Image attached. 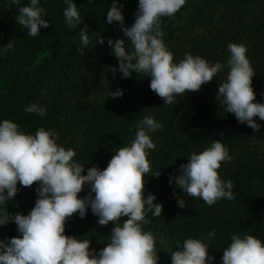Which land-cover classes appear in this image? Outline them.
I'll return each mask as SVG.
<instances>
[{
  "label": "trees",
  "instance_id": "1",
  "mask_svg": "<svg viewBox=\"0 0 264 264\" xmlns=\"http://www.w3.org/2000/svg\"><path fill=\"white\" fill-rule=\"evenodd\" d=\"M72 2L84 20L80 26L68 28L63 15L66 0H39V6L47 12L44 19L50 23L31 37L16 22L19 6L8 7V0H0V121L15 122L20 131L31 135L40 128L53 130L57 143L76 152L73 159L85 165L83 174H87L90 167H107L118 148L135 139L139 122L152 117L163 128L149 133L156 147L149 150L151 172L144 177V196L154 194V203L162 204L163 211L161 217L155 218L149 213L151 223L142 227L156 237L157 249L163 243L168 245L163 264H171L169 251L177 250V241L182 247L188 238L211 244L208 253L215 259L209 264H223V250L233 235H253L264 242V120L254 118L260 125L254 132L246 122L239 123L234 114L226 113L222 97L217 100L219 82H226L229 71L227 46L235 42L247 47L246 55L256 73L252 78L255 102L264 103V0L255 11L250 6L252 0H186L174 18L161 19L162 39L174 62L179 63L188 53L206 59L210 65H224L211 82L199 91L175 97L176 104L171 105H164V100L150 89V76H138L132 70L130 78H123L119 70L111 71L114 66L118 69L119 61L108 39H125V47H132L118 22H106L112 0ZM119 2L123 5L124 24L130 27L135 22L139 0ZM29 3L30 0H21L20 6ZM84 24L89 26L87 46L80 38ZM196 26L203 29L197 31ZM99 35L104 38L103 44L96 42ZM12 39L14 50L4 52L3 46ZM111 80L114 83L108 90L120 89L122 96L89 98L98 84ZM49 83L56 87L49 86L45 100L37 103L40 89ZM34 103L46 108L44 116L24 111ZM74 129L79 139L64 140ZM215 140H221L232 157L221 164L218 174L222 180L233 182L235 199H222L208 206L201 199L187 196L169 180L179 176L180 165L187 163L192 153L199 154ZM159 170V177L151 176ZM38 186L25 188L18 184L17 196L0 204V213L27 215L38 198ZM89 192L90 186L85 185L78 195L83 198ZM180 198L186 201L183 208L178 205ZM113 227L111 222L99 225L98 216L89 206L84 218L77 213L67 220L65 234L81 241L90 239V249L98 253L109 242ZM213 230L215 237L206 239ZM18 235L15 223L0 226V239Z\"/></svg>",
  "mask_w": 264,
  "mask_h": 264
},
{
  "label": "clouds",
  "instance_id": "2",
  "mask_svg": "<svg viewBox=\"0 0 264 264\" xmlns=\"http://www.w3.org/2000/svg\"><path fill=\"white\" fill-rule=\"evenodd\" d=\"M66 3L63 15L68 28L80 26L84 20L76 4L72 0ZM185 4L186 0H139L135 22L130 27L124 24L119 0H112L107 11L106 22H118L132 46L131 50L126 48L125 39H108L119 61L118 69L114 66L111 71L119 70L123 78H130L132 70L138 76H150V89L164 100V105L176 104L175 97L199 91L224 67L221 62L210 65L206 59L188 53L179 63L174 62L162 39L161 19L174 18ZM13 5L19 6L16 22L28 30V36L36 37L42 28L49 27L50 22L44 19L47 12L39 6V0H30L25 6H20L21 0H8L7 6ZM80 38L83 45L90 43L87 24L80 27ZM96 42L103 44L104 38L99 35ZM227 47L229 71L226 82H219L217 100L222 97L226 113L234 114L239 123L246 122L258 132L260 125L254 118L264 120V103L255 102L252 78L256 73L246 55L247 47L235 42ZM8 50H14L13 39L3 46L4 52ZM79 51L83 54L82 49ZM122 95L120 89L107 90V97ZM24 111L46 114V108L35 103ZM162 128L154 118L145 117L137 125L135 139L130 145L119 147L107 167L101 170L93 166L83 174L85 165L74 161L73 149L57 143L53 130L40 128L31 135L20 131L15 122L0 121V204L14 200L18 184L25 188L39 185L38 198L27 215L0 213V226L15 223L20 233L10 240L0 239V264H158L156 237L142 225L151 223L149 213L155 218L161 217L163 211L162 204L154 203V194L144 196V177L151 172L149 150L156 147L149 133ZM231 159L227 146L215 140L199 154L192 153L188 162L180 165L179 176L170 177L169 183L174 181L187 196L201 199L208 206L222 199L234 200L233 182L222 180L218 174L221 164ZM160 174L159 170L151 176ZM85 185L90 186V192L81 198L78 194ZM178 205L185 207V199H178ZM89 206L98 216L99 225L114 224L109 242L98 253L90 249V239L81 241L65 234L67 220L77 213L84 218ZM215 235L213 230L206 239ZM179 244L177 241V250L169 251L171 264H209L215 259L208 253L211 244L201 239L188 238L182 247ZM222 262L264 264V242L253 235H233L230 245L223 250Z\"/></svg>",
  "mask_w": 264,
  "mask_h": 264
},
{
  "label": "rangeland",
  "instance_id": "3",
  "mask_svg": "<svg viewBox=\"0 0 264 264\" xmlns=\"http://www.w3.org/2000/svg\"><path fill=\"white\" fill-rule=\"evenodd\" d=\"M262 0H252V2L250 3V6L252 7V9L255 11L258 9V7L260 6V2ZM215 14H218V12H215ZM195 29L197 31L199 30H202L203 27L202 26H196ZM114 82L111 80V81H108V82H105V81H102L101 84H98V89L97 91L95 92H92L90 93V97L89 98H104V97H107V90L110 88V86L113 84ZM49 86H52V83H49L46 87H43L40 89L39 91V96L37 97V103H40L42 100H45L46 96H47V92H48V87ZM56 85H53L52 88H55ZM74 118V117H72ZM76 128V127H75ZM78 129V127H77ZM77 129H74L73 132H70L67 137L64 139H72V140H78V134H77ZM152 140H154L152 137H151ZM167 250H168V245L166 243H163L161 245V248L160 249H157L158 251V257H159V261H158V264H163L164 263V260H165V257L167 255Z\"/></svg>",
  "mask_w": 264,
  "mask_h": 264
}]
</instances>
